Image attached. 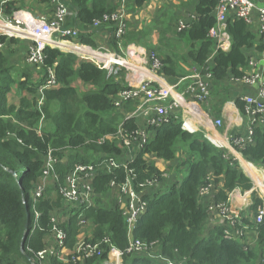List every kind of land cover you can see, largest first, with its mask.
<instances>
[{"label":"trees","instance_id":"obj_1","mask_svg":"<svg viewBox=\"0 0 264 264\" xmlns=\"http://www.w3.org/2000/svg\"><path fill=\"white\" fill-rule=\"evenodd\" d=\"M51 1L40 0V3ZM69 3L76 11L80 28L84 30L77 40L96 50L94 31L89 28L105 15L115 12L118 5L112 0H70ZM146 3L147 0H127L128 9L134 10V13ZM20 4L18 1L5 4V14L13 16L18 11H30L24 5L18 6ZM216 6L217 0H197L194 8L197 17L189 21L187 28L176 31L181 41L174 44V51L161 43L158 58L161 62L159 75L171 84L189 77L193 68L209 69L214 77L212 94L214 90L217 95L214 94L215 102H219L220 97L223 101L230 99L223 84L229 77L241 79L245 76L250 65L246 50L254 48L259 41L245 21L230 18L227 33L231 47L228 52L216 51V44L209 36L216 26ZM169 31L160 32L161 42ZM110 33L109 45L116 54H120L121 46L112 29ZM139 36H142L139 30L128 25L122 47L126 49L136 45L154 53L153 45L144 40L146 34L142 39H138ZM20 42L0 36V45L3 46L0 49V263L39 264L37 254L45 249V239L53 229L51 213L57 206L49 197L51 190L40 199L35 200L34 197L42 176L44 158L52 151L58 160H67V166L57 165L56 171L61 178L76 163L92 162L96 154L107 153L121 159L124 152L118 132L121 130L124 139L129 138L138 126L134 121H127L113 105V99L128 88L125 70L120 73L121 79L115 80L90 60H81L73 53L47 47L42 70L32 77L26 70L21 71L11 65L10 58L14 52L10 48L15 49ZM185 46L189 48L188 52L182 51ZM256 49L262 52L264 46L261 44ZM49 69L54 70L56 83L44 93L48 106L45 109L47 120L39 135L42 116L31 99L47 81ZM78 83L92 89L82 93L80 107L75 110L71 100L79 94ZM15 87L20 89L17 92L18 105L11 103ZM235 105L245 114L246 104L241 98L235 100ZM127 109L131 110V105L125 106ZM10 134L15 137L8 138ZM151 136L137 158L128 165L129 173L118 169L96 182L100 196L109 192L113 181L126 183L132 179L133 185L137 186L154 176L159 178L165 172L148 163V156L155 155L171 163L180 149L186 151L187 161L174 168L173 178H165L166 182L161 179L159 189L145 197L147 213L132 230V239L148 245L149 252L156 246L159 256L176 264H263L260 262L264 260V219L260 224H249L257 240L254 247L245 246L239 241L226 240L224 227H208V209L199 199L200 188L212 179L217 186L216 202H226L229 194L237 189L242 193L252 190L253 182L243 172L239 161L226 150L215 147L203 132L192 134L184 131L181 123L155 129ZM252 142L237 148V151L244 160L264 169V125L255 128ZM187 167L188 173L180 182L184 173L180 168ZM261 204L262 200L253 193L251 211L256 212ZM68 214L63 215L66 219L61 228L68 237L67 248L72 249L78 241L80 227L78 216ZM85 218L96 229L88 241L101 242V248L106 253L102 258L89 259L84 264H104L110 247L125 251L129 246L128 224L118 208L97 205L85 213ZM27 220L28 236L22 246ZM105 238H108L109 244L103 242ZM149 252L124 256V264H161L151 259L154 257ZM51 264L63 263L52 259Z\"/></svg>","mask_w":264,"mask_h":264},{"label":"built area","instance_id":"obj_2","mask_svg":"<svg viewBox=\"0 0 264 264\" xmlns=\"http://www.w3.org/2000/svg\"><path fill=\"white\" fill-rule=\"evenodd\" d=\"M118 5L115 12L105 15L102 20L96 21L89 29L96 32L100 29L109 27L113 30L116 40L120 46L124 42L129 25V15L127 12V0H112ZM5 0H0V36L14 38L17 40L27 41V51L25 60L35 68H42L44 61V51L47 47L73 53L80 57L84 54L91 58L90 61L95 63L99 68L106 70L109 77L115 80L121 79L120 73L125 70L132 81L128 83V88L121 91L114 99L113 105L118 111H125L124 117L127 121H134L138 126L136 132L130 134L129 138H123L121 130L118 132L122 140L123 156L121 159L115 158L107 153L96 154L90 163H76L63 178L57 173V165H68L65 158L58 160L52 151L46 156L42 176L35 190V200L43 197L50 183H58L57 188L62 197L63 206L54 209L51 213V223L53 229L47 235L45 249L37 254L39 264H51L52 259L68 264H84L89 259L102 258L106 252L101 248V242L93 243L84 240L77 244L71 251L67 248V234L61 228V224L66 219L63 215L78 216L80 233L91 227V222L85 218V213L98 205V200L104 196L97 193L96 182L103 176L110 175L118 169H124L129 173L128 165L133 163L144 146L152 138V131L155 129L169 126L173 123H181L182 129L186 132L195 134L203 132L205 138L215 147L223 149L220 142L221 135L217 133L222 126V120H212L208 113H203L199 105H206L212 98V81L213 76L209 69L193 68L192 74L179 80L175 84L167 83L159 75L161 62L155 53H148L146 49L135 51V46H129L126 49V55L116 54L114 51L102 48L97 51L91 47L81 44L77 37L84 30L71 29L67 27V21L71 16L76 17V11L63 2H59L52 16L34 15L25 11H18L13 16L5 14ZM216 26L210 31V39L216 44V51L228 52L231 47L230 36L227 33V22L230 18L245 21L249 26H256L259 30L260 37L264 42V5L252 0H217V6L214 11ZM190 19L180 21L177 31L187 28ZM3 46L0 45V49ZM79 54H77V53ZM135 57H143V64L150 67L152 78L146 79L141 74L136 73V68L132 64ZM81 58V57H80ZM210 61H208V67ZM249 67L254 70L251 74L245 73L241 79H235L237 83L245 86H258V97L246 95L242 100L246 104L245 114L249 118V128L245 137H235L232 135L229 142L232 147H245L253 142V132L256 127L264 125V64H259L250 60ZM189 81L186 92L178 91L179 85ZM56 83L55 72L53 69L48 70V78L45 84L39 90V100L37 107L41 111L45 91L51 89ZM134 84V85H133ZM46 99V98H45ZM131 105V110H125V106ZM200 112L202 117L197 116ZM187 113V117L180 116V113ZM42 113V112H41ZM100 140L101 142L104 141ZM120 143V142H119ZM225 150V149H224ZM239 152V151H238ZM242 158V157H241ZM236 159V158H235ZM243 159V158H242ZM237 160V159H236ZM244 160V159H243ZM246 161V160H244ZM247 162V161H246ZM239 163L243 172L252 180L253 189L246 191L241 198L239 205L244 203L245 207L237 206V195L241 192L239 189L229 194L226 202H216L214 199V180H210L207 185H203L199 191L201 203L205 201V207L208 209L209 219L208 226L215 228L224 227V238L231 241H239L245 246H249V238L252 226L249 224H260L264 219V176L259 174L261 185L247 172L239 158ZM251 164L254 168V164ZM258 168V167H256ZM264 173L263 168H258ZM258 171V170H256ZM55 185V184H54ZM159 178L152 177L145 183L137 186L133 185V180L126 183L111 182L107 194L116 193L124 202L123 216L127 221L129 229V246L125 251L110 247L108 259L104 264H123L124 256L144 254L149 252L148 245L139 240H133L131 233L140 219L147 213L148 202L145 199L147 195L159 189ZM256 193L262 204L256 212L250 213L252 222H244V212L253 206V200L247 204L245 197L247 194ZM209 198L211 201L209 202ZM71 213V214H70ZM95 228L92 227V230ZM109 244L108 238L103 241ZM47 243V244H46ZM156 246H153L152 253ZM157 249V248H156ZM68 254L64 258V254ZM157 256H159L157 254ZM264 260H262L263 263ZM3 264V263H0ZM6 264H27L6 263ZM169 264H176L170 262ZM264 264V263H263Z\"/></svg>","mask_w":264,"mask_h":264},{"label":"crops","instance_id":"obj_3","mask_svg":"<svg viewBox=\"0 0 264 264\" xmlns=\"http://www.w3.org/2000/svg\"><path fill=\"white\" fill-rule=\"evenodd\" d=\"M13 1L20 2L21 4L18 5V6L24 5V6H26V7H28L30 9V11H28V10H22V11L29 12V13L34 11V13H32L34 15H47L49 17L53 15L55 7H56V5L59 2H63L66 5H70V3H69L70 0H52L51 3L49 2V3H43V4L40 3V0H38V1L37 0H5L6 4L9 3V2H13ZM252 1L260 2V3L264 4V0H252ZM196 3H197V0H147V3L144 5V10H143L144 14H142V15L140 14L139 16L136 15L137 13L130 14V22H131L130 24H131V26L136 27L137 30H140V29H142V27L144 25L145 26L147 25V22H145L144 20H145V17L148 16V14L150 12H152L155 9L159 10V9H161L163 7L164 8L168 7V9H169V6H170V9H173L174 6H176V5H180L182 7V9H184L186 6L187 7L188 6H190V7L192 6L193 7V8L191 7V9H192L191 13L192 14H190V16L189 15L187 16V18L189 17L188 19L192 20V19H195L197 17L196 14H194V8L196 6ZM127 9H128V6H127ZM128 15H129V13H128ZM165 18H166V16L163 17V21H164ZM139 20L141 22V25L139 23ZM167 20L168 21L172 20V21L175 22L176 19H172L171 17H169V19H167ZM174 24H172V26L176 27V23H174ZM67 27H69L71 29L83 30V28H80V25H79L78 21L76 20V17H74V16H71L68 19ZM108 28L109 27H105V28L100 29L99 31H96V32L93 33L94 34L93 35L94 36L93 39H94V42L97 45V49L98 50L102 49V48H105V49H108V50L112 51V48L109 45V39L111 37V33H110ZM250 30L257 37V41H259V42L256 44V46L254 48L246 50V55L250 58L251 61H253V62L257 63V64H259L260 62H263V64H264V51L261 52V51H258L256 49V47L261 46V44H262V46H264V42H263L262 38L260 37L259 30H258V28L256 26H250ZM160 39H161V37H159L158 39H154L153 45L156 46L157 50H159L161 48ZM165 40H166L165 42L167 43V44H164L165 46H171V45H173V44H175L177 42L179 43L181 41L179 36H176L173 33L171 34V36H168V34H166L165 35ZM21 42H23V40H21ZM260 42H262V43L260 44ZM133 46H135V51L136 52L137 51L143 52L142 51L143 49L138 48L136 45H133ZM126 49H124L121 46L120 50H121V54L123 56L126 55ZM183 49H184V47H183ZM64 52H66V51H64ZM25 57L26 56H25V53H24L23 58H25ZM132 64L137 69L136 73L141 74L146 79H148V78L151 79L152 78L153 74L150 71V67L145 66L143 64V57H141V58L135 57L132 60ZM143 70H147L148 73L146 75H144L143 74ZM253 70L254 69L252 67H249L246 72L248 74H251L253 72ZM129 77H133V75L132 74L126 75L127 83H129V82L132 83V81H130L131 79ZM162 80H164L165 82L168 83V80L166 78L162 79ZM189 84H190L189 81H185L183 84H180L179 88H178V91L186 92L187 85H189ZM223 85H224L225 89H227V91L229 92V96H230L229 100L226 99L225 101H223L224 99H222L220 97L219 98V102H217V101L215 102V98L213 97V95L215 94V92H214L212 94V98L208 102V104L199 105V108L203 111V113H205V114L208 113L211 116L212 120H214V121L217 120V119H221L222 120V126L217 131V133L221 135V139H220V142L222 143L221 147L223 149H225L234 158H236L238 161H239V158H240L242 163H244L245 161L241 158L242 155L235 148L232 147L231 143L229 142V138L232 135H234L235 137H245L246 133H247V130L249 128L248 125L250 123V120L246 116V114H242L239 111V109L235 105V100L237 98H241L242 99V97L246 96V95H252V96L258 97L259 88L256 85L255 86H245L244 84L237 83L232 78H229V80L224 82ZM216 97H217V95H216ZM187 115H188L187 113H182V112L180 113V116L185 117V118L187 117ZM150 156H151V158H154V157L156 158L154 160L155 164L157 163V161H158V163L160 162L159 163V168L162 169L161 165H162V161L163 160L157 158L155 155H150ZM176 160H177V158L175 159V161ZM175 161H173V162H175ZM163 162H165V161H163ZM166 163L168 165L172 164V162L171 163L170 162H166ZM245 163H247V162H245ZM214 193H216L215 189H214ZM113 196H115V199L113 198ZM236 197H237L236 205L238 207L241 206V207H245L246 208V205L244 203L243 204L241 203L239 205V202L241 201L240 199L243 198L242 191L238 192V195ZM252 200H253V194H247L246 197H245L246 203L249 204ZM210 201H211V198H209V202ZM111 203L114 206V208H118L119 211L123 212V209L125 207L124 202L122 201L121 197L119 198V196L116 199V194H111L110 193V194L102 196L98 200V206L104 207V208L106 207L108 209H112ZM203 204H206L205 201L203 202ZM250 213H252V211H250L249 209H247L244 212V214H243L244 215V220H246L248 222H252ZM92 227L95 228V226L91 223V227L90 228H88L86 230H83V232H81L79 234L78 241H77L76 245L81 243L84 240L92 239V237L94 235L93 234L94 230H92ZM251 232L253 233V238L255 239L254 241H255V244H256L257 236L254 233V231H251ZM45 241H46V239H45ZM72 249H70V251ZM67 255H68L67 253L64 254V258H66ZM122 262L124 264L123 259H122ZM61 263L68 264L65 261H63Z\"/></svg>","mask_w":264,"mask_h":264},{"label":"rangeland","instance_id":"obj_4","mask_svg":"<svg viewBox=\"0 0 264 264\" xmlns=\"http://www.w3.org/2000/svg\"><path fill=\"white\" fill-rule=\"evenodd\" d=\"M262 5H264V4H262ZM192 7V6H191ZM191 7L190 6H186L184 9H182V7L180 6V5H176V6H174V8L173 9H170V6H169V9H168V7L167 8H161V9H159V10H153L152 12H150L149 14H148V16H146L145 17V22H147V25L145 26H143L142 27V29H140L139 30V32L142 34V36H139V38L138 39H142L143 38V36L146 34V38L144 39L148 44H150V45H153V43H154V39H158L159 37H160V32H168L170 29V31H169V34H168V36H171V34L173 33L174 35H176L177 36V33H176V31L178 30V28H179V22L180 21H187L188 20V18H187V16L189 15L190 16V14H192L191 12H192V9H191ZM193 8V7H192ZM143 10H144V7H142L138 12H136L137 14V16H139L140 14L142 15V14H144L143 13ZM191 10V11H190ZM134 10H130V9H127V12L129 13V18H128V22H129V25H131L130 23V14H133L134 12H133ZM190 11V12H189ZM163 12V13H162ZM31 13H34V11L33 12H31ZM136 16V17H137ZM166 16V18L164 19V21H163V17H165ZM169 17H171L172 19H176L175 20V22L174 21H172V20H167V19H169ZM186 18V19H185ZM177 21V22H176ZM139 23H140V25H141V22H140V20H139ZM174 23H176V27L175 26H172V24H174ZM175 25V24H174ZM173 27V28H172ZM136 28V27H135ZM137 29V28H136ZM127 31H128V29H127ZM166 40L164 39L161 43L162 44H167L166 42H165ZM27 45H28V43H27V41H23V42H20V45L19 46H17L15 49H12V48H10V50L12 51V52H14L13 53V56L10 58V62H11V65L12 66H14V67H16L18 70H21V71H23V70H26L28 73H31L32 74V77H36V75L42 70V68L40 69V68H35V67H33V66H31L26 60H25V58H23V56H24V53H25V51H26V47H27ZM153 47H154V50L152 51V52H154L156 55H157V57H158V55H160V53L158 52V50H157V48H156V46H154L153 45ZM186 47V48H185ZM184 47V49H182V51H189V48L187 47V46H185ZM172 51H174V44L173 45H171L170 47H169ZM187 49V50H186ZM93 50H95V49H93ZM98 49H96L95 51H97ZM65 51H71V50H65ZM113 51V50H112ZM77 53V52H76ZM77 54H79V53H77ZM80 55V57H81V60H90L89 58H91V57H89V56H86V55H84V54H79ZM89 57V58H88ZM148 72H147V70H143V74L144 75H146ZM14 76L16 77V78H18V75L17 74H14ZM229 78H232V77H229ZM229 78H228V80H229ZM45 84V83H44ZM43 84V85H44ZM42 85V86H43ZM41 86V87H42ZM41 87H39V90H40V88ZM76 87L78 88V91H79V94H78V96L77 97H75V98H73L72 100H71V104H72V106L74 107V109L75 110H78L79 109V107H80V96H82V93L83 92H86V91H88V90H91L92 88L91 87H89V86H84V85H81V84H77L76 85ZM20 89H18L17 87H15L14 88V91L12 92V99H14V100H12L13 102H11V103H14L15 105L18 103V101H17V99H19V95L17 94V92L19 91ZM213 93H214V90H213ZM14 94H17V96L16 95H14ZM22 95H24L25 93H21ZM14 95V96H13ZM40 94H39V91L37 92V94L35 95V96H33V99H31V101L33 102V104H34V107L40 112V114H41V116H42V119H41V121H40V124H39V131H38V134L40 135L41 134V132H42V130H43V128L46 126V120H47V112H45V109L47 110L48 109V106H47V102H46V99L45 98H43V106H42V108H41V111L38 109V107H37V104H38V100H39V98H40V96H39ZM213 97H214V95H213ZM18 105V104H17ZM118 113H122V114H124L125 113V111H118V110H116ZM42 112V113H41ZM9 120H11L13 123H15V121L13 120V119H11V118H8ZM16 125H18L17 123H15ZM15 136L14 135H12V134H10V136L8 137V138H14ZM113 137H111V139H112ZM117 142V141H116ZM65 152V151H64ZM184 153H186V151L185 152H183L181 149L179 150V152H178V154H177V160L175 161V162H172V164L171 165H168L166 162H163L162 161V165H161V168L163 169H160L159 168V163H158V161H157V163L155 164V157L154 158H151V156H148L147 157V162L148 163H150V164H153L156 168H159L160 170H162V171H164L165 170V172L163 173V175L161 176V177H159V182H160V180L161 179H165V178H173V174H174V168L176 167V166H178V165H181L183 162H185V160L187 161V158H186V156H185V154ZM82 154H84L85 155V152L84 151H82ZM185 157H184V156ZM46 161V158H44V162ZM256 168V167H255ZM243 169V168H242ZM258 171H260L258 168H256ZM180 170L183 172L184 171V173H183V177L181 178V179H179V181L180 182H182L183 181V179L186 177V175H187V173H188V167L187 168H180ZM171 171V172H170ZM246 173V172H245ZM166 176V177H165ZM167 179H165V182L167 181ZM161 183V182H160ZM55 184V185H54ZM50 183V185H49V187H53V189H51V188H49V187H47V189H46V191H48V190H51L52 192H51V195L49 196V197H52L51 198V201L53 202V203H56L57 204V206L55 207V209H57V208H59L62 204H63V201H62V197L60 196V194H59V192H58V190H57V188H58V186H59V184L58 183ZM216 184H214V188H215V191H216ZM46 191H45V193H46ZM114 194H116V193H114ZM215 194V193H214ZM113 198L115 199V196H113ZM118 198V195L116 194V199ZM214 199H215V196H214ZM60 203H61V205H60ZM111 207H112V209L114 208V206L112 205V203H111ZM242 215H243V213H242ZM209 227V226H208ZM88 229V228H87ZM96 230V229H95ZM249 238V246L250 247H254L255 245V239L253 238V233L252 232H250V234L249 235H247V238H246V241H247V239ZM153 253L152 252H149V254H151V256H153L154 258H151V259H153V260H155V261H157V262H160L161 264H163V263H165V264H169L170 262H172L171 260H169L168 258H165V257H162V256H157V252H158V250L157 249H153ZM260 263H262V261L260 262ZM263 263H264V261H263ZM3 264H6L5 262H3Z\"/></svg>","mask_w":264,"mask_h":264},{"label":"bare ground","instance_id":"obj_5","mask_svg":"<svg viewBox=\"0 0 264 264\" xmlns=\"http://www.w3.org/2000/svg\"><path fill=\"white\" fill-rule=\"evenodd\" d=\"M194 111L196 112V110H194ZM196 113H197V116L202 117V114L200 112L197 111ZM245 162L242 163V164L245 167V169L247 170V172L256 180L257 183H259L261 185V180H260L259 174L257 173V172H260V171H256L257 170L256 168H254L251 164H248V163H245ZM260 173H262L263 176H264L263 172H260ZM262 190L264 192V188H262Z\"/></svg>","mask_w":264,"mask_h":264},{"label":"water","instance_id":"obj_6","mask_svg":"<svg viewBox=\"0 0 264 264\" xmlns=\"http://www.w3.org/2000/svg\"><path fill=\"white\" fill-rule=\"evenodd\" d=\"M27 236H28V220H27V224L25 226V233H24V236H23V244H22V246L24 245V241L26 240Z\"/></svg>","mask_w":264,"mask_h":264},{"label":"clouds","instance_id":"obj_7","mask_svg":"<svg viewBox=\"0 0 264 264\" xmlns=\"http://www.w3.org/2000/svg\"><path fill=\"white\" fill-rule=\"evenodd\" d=\"M63 51V50H62Z\"/></svg>","mask_w":264,"mask_h":264}]
</instances>
